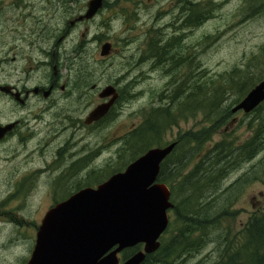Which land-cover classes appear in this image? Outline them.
<instances>
[{
	"label": "rangeland",
	"instance_id": "374dc122",
	"mask_svg": "<svg viewBox=\"0 0 264 264\" xmlns=\"http://www.w3.org/2000/svg\"><path fill=\"white\" fill-rule=\"evenodd\" d=\"M197 1L206 8L211 6L210 16L204 24L189 31L190 36L184 45L190 46V51L196 54L203 70L209 76L219 78L220 75L231 71L236 66L240 68L249 66L257 75V79H261L259 82L263 81L264 11L257 9L256 0ZM36 2L33 16L25 26L21 25L23 19L19 16L17 34L11 29L16 22L12 23V13L8 11L3 16L1 14L0 48L8 51L15 47L12 53H16V47L18 48L19 77L22 80L20 83L24 82L22 74L27 70L31 71L33 67L37 69V66L40 67V71L35 70L32 73L29 84H44L43 82L47 79L51 80L46 63L44 62L43 65L39 60L41 52L38 51L42 45L46 50L55 49L58 55L59 51L63 52L64 57L65 51L70 52L72 48L81 44L82 55L77 62L76 70L82 72L83 78H80L78 72H73L70 77L68 66L70 61L62 57L63 59L58 63L61 72L59 81L60 84L68 86L66 91L62 93L61 89H58L55 96L47 103L34 99L26 109L19 108L20 118L32 119V123L28 122L29 124L38 123V120H35L38 114H45L47 123H41L39 127L43 138L34 139L28 144L27 149L20 147L15 158L7 159L3 156L1 161L0 223L6 224L11 218L14 222L9 223L8 228L1 232L0 264H27L36 243L33 240L34 226L40 223L41 217L51 207L52 200L61 199L59 197H64L80 184L83 187L88 184L97 187L118 172L116 170H124L130 164L131 152L125 146L129 139L126 134L129 135L135 127L141 125L155 107L172 105L171 95L176 93L175 82L180 77L177 71L168 74L165 72V66H156L155 59L151 58L148 51L149 42L155 38L162 39L161 36L165 35L163 39L166 40L172 37L168 24L173 21L175 14L157 9L162 4L158 2L149 4L147 1L146 10L126 14L102 13L96 20L85 22L76 34L70 35L72 38L69 39V36L66 38L70 41L68 44L64 42L66 50L64 47L56 46L55 42L63 34V27L66 26L64 20L69 13L55 12L53 5H45L46 2L41 3L40 0ZM252 13L256 14L251 17ZM27 27H33L35 33L29 36L26 32V37L30 39L25 41L24 29ZM40 29H45L50 36L53 34L54 38L49 37L50 39L46 41L36 42L37 45L33 47L36 60L26 62L21 56V51L29 49L27 45L30 43L31 46L33 40H36L37 34L42 31ZM156 31H160L159 34L155 33ZM49 34L46 35L49 36ZM107 41L112 42L114 50L110 55L103 56L101 55L102 46ZM42 59H45V56ZM51 59L49 57V61ZM78 63L81 65L79 66ZM176 63V60L172 62L173 65ZM180 72L183 74L185 70L182 69ZM95 84L97 89L93 88ZM108 84L116 85L120 89L127 86L129 98L117 108L118 113H115L109 122L100 125L94 132L90 133L82 129L84 136L85 133L92 134L88 141L80 143L82 154L85 155L91 151L94 154L88 156L84 165H78L79 173H75L74 169H70L75 166H66L70 160L66 152L62 154V157L56 158L58 147L55 148L52 142L56 132L53 131V122L64 116H72L74 122H78L77 117L84 118L99 100L98 87L104 89ZM233 98L234 96L230 97L227 105ZM235 116L239 121L244 120V124L236 122V126H231L229 129H237L240 126L238 132L244 138L247 137L249 131L245 123L251 119V114L238 112ZM48 119L51 125L48 124ZM199 122L200 120L190 118L187 121H181L179 125L175 124L168 130L164 140L170 142L172 134L178 135L179 132L198 128ZM39 139H41L42 151L32 152L30 149L39 144ZM218 139L220 136L215 137V140ZM263 163L264 152L230 172L221 184V191H225L241 177L244 179L246 175L251 177L252 171L261 169ZM78 176L81 178V183L75 182ZM64 177L69 178L65 180ZM66 181L68 184L64 185ZM261 208H264V181L248 182L237 198L232 217L223 219V225L235 234L244 226L249 216ZM169 216L173 224H170L165 238H171L180 227V222L175 221L173 211L169 212ZM219 253L217 243L211 241L198 253L182 258V262L183 264H212L218 260Z\"/></svg>",
	"mask_w": 264,
	"mask_h": 264
},
{
	"label": "trees",
	"instance_id": "16d2710c",
	"mask_svg": "<svg viewBox=\"0 0 264 264\" xmlns=\"http://www.w3.org/2000/svg\"><path fill=\"white\" fill-rule=\"evenodd\" d=\"M255 5L264 11V0H256ZM210 8L196 2L186 23L194 28L201 26L209 18ZM158 43L159 40L150 43L151 54H157ZM177 62L180 77L175 82L176 93L171 95L172 105L155 107L130 132L125 145L133 161L151 147L168 145L170 142L164 138L175 124L190 118L200 120L198 128L178 133L174 140L177 144L162 163L159 175V181L171 189L174 203L171 211L180 227L171 238H165L169 225L161 237V246L143 264H183L182 258L198 253L211 241L217 243L220 251L218 260L212 264H264V208L251 214L235 234L223 225V219L232 217L246 183L264 181V163L260 164L261 169L252 171L251 177H241L221 191V184L230 172L264 152V102L248 113L251 119L245 123L247 137L238 132L240 126L229 129L236 122L244 124L233 108L261 79L249 66H236L214 78L203 70L196 54L193 61L178 58ZM231 96L234 98L227 105ZM217 136L220 139L215 140ZM120 170L123 169L116 171ZM138 249L140 246L126 249L122 255L128 258Z\"/></svg>",
	"mask_w": 264,
	"mask_h": 264
},
{
	"label": "water",
	"instance_id": "95a60500",
	"mask_svg": "<svg viewBox=\"0 0 264 264\" xmlns=\"http://www.w3.org/2000/svg\"><path fill=\"white\" fill-rule=\"evenodd\" d=\"M101 0H91L80 19L93 18ZM111 43L102 47L108 55ZM116 88L108 86L102 96L112 95L99 104L89 121L102 118L117 99ZM50 91L46 92V96ZM264 102V80L233 108V113L252 112ZM176 142L153 147L131 162L124 171L113 174L97 187H86L52 207L37 232L27 264H143L161 246L167 230L169 211L174 207L170 187L159 182L163 161ZM143 245L126 260L119 254Z\"/></svg>",
	"mask_w": 264,
	"mask_h": 264
},
{
	"label": "flooded vegetation",
	"instance_id": "af4514ba",
	"mask_svg": "<svg viewBox=\"0 0 264 264\" xmlns=\"http://www.w3.org/2000/svg\"><path fill=\"white\" fill-rule=\"evenodd\" d=\"M91 0H40L41 3H44L45 5H53V11H62L69 13V15H66V18L64 20V24L66 26L63 27V34L59 37V39H56V46L58 47H64L66 49V44L70 42L66 38L69 39L72 38V34H76V31L80 29V27L85 22H91L97 19L99 15L102 13H131V12H137L139 10H146L147 8V1L149 4H155L156 2L162 4V6L158 7L159 10H166L171 11L175 14L173 17V21L168 24L170 27V30L172 31V37L169 39L164 40L165 35L158 37L157 39L153 41L159 40V43L156 45V48L158 50L157 54H151L150 49V43L148 51L150 53L151 58L155 59V65L156 66H165V72L168 74H171V72H176L179 64L177 62L178 58H181L184 60L185 58L187 60L193 61L194 59V53L193 51H190V46L184 43L188 39L189 31H193L194 27L191 25H188L186 23V19L188 18V15L192 13L194 4L196 2H199L197 0H101L100 6L98 7L96 14L93 18H84L80 19L81 16L85 15L88 12L89 9V3ZM36 0H0V20L2 16L5 13L11 12V20L12 23L15 22V26L11 27L13 31L18 32V19L19 16L23 19L21 22V25H26L28 20L33 16V8L36 9ZM2 14V16H1ZM4 19V18H3ZM7 19V18H6ZM63 24V25H64ZM155 30H159L156 28H152ZM29 30V31H28ZM42 30V29H40ZM174 30V31H173ZM27 32V33H26ZM160 31H156L155 33L159 34ZM26 34H34V28L33 27H27L24 29V37H26ZM49 34L46 33L45 29L41 31V33L37 34L38 37H36V40H33V43L30 46V43L27 49H23L21 51V56L23 57V60L26 62L28 61H35L34 58V49L37 44L36 42L40 41H46L50 39L49 37L54 38V35L52 34L50 36H43V35ZM149 35V34H148ZM157 35V34H156ZM97 38V37H96ZM160 38V39H159ZM27 39H30L28 37L25 38V41ZM65 42V43H64ZM111 43V50L108 55L111 54V52L114 50V47L112 45V42L107 41L105 43ZM104 43V44H105ZM103 44V45H104ZM2 46V45H1ZM75 46V44L73 45ZM103 47V46H102ZM15 49V47L10 48L8 51H5L4 49L0 48V164L3 160V156L5 158H15L17 156V153L19 152V148L27 149L28 144L32 143L34 139H38V137H42L40 135V124L41 123H47V119L45 118V114L42 116L38 114V117L35 120H38V123L36 125H31L28 122L32 123V119H25L19 117V108L26 109L29 104L34 99H37L39 101L48 102L51 100L55 94L57 93L58 89H61L62 93L66 91L68 86L66 84H60V69L58 63L61 59L66 57V59H69V72L70 77L72 73L78 72V75L80 78H83L82 72L76 70V65L79 59L82 55V45L75 46L74 49L72 48L70 52L65 51L66 55L63 57V52L59 51V55L55 49L52 51L46 50L43 45L40 47L39 53V60L44 65V62L47 65V71L49 72V76L51 77V80L46 82H43L44 84H38V85H30L29 84V78L31 77L32 73L35 72V70H39V66H37V69L27 70L26 73H23L24 76V82L20 80L19 77V67H18V55L19 51L16 47L17 51L16 53H12V51ZM67 50V49H66ZM102 51V50H101ZM102 55V52H101ZM107 55V56H108ZM45 56V59H42ZM105 56V55H103ZM49 57H51V61H49ZM63 57V58H62ZM146 57V55H145ZM73 60V61H72ZM176 60V64L172 65V62ZM165 64V65H164ZM80 66L81 64L78 63ZM191 68V67H190ZM40 71V70H39ZM82 76V77H81ZM48 78V77H47ZM78 85V84H77ZM113 86L116 89L117 99L114 102V104L111 106L110 110L105 114L102 118L98 120L89 121L90 113L99 105L105 102H109L112 99V95L108 97L102 96L103 90L108 87ZM104 89L102 87H98V102L93 105L94 107L89 111L88 114L85 115L84 118H76V121L74 122V118L72 116L67 117H61L59 119H56L53 122V131L55 132L54 138L52 139V142H54L53 145H55L57 148L56 151V158L59 156L62 157V154L66 152V156L70 159L66 166H75L70 169H74L76 172L79 173L78 169L79 166H82L86 163V160L88 159L89 155L94 154L93 151L83 155L82 146L80 143H84L89 140L90 136L92 134L85 133L82 129H85L86 131L94 132L99 128L100 125L105 124L109 122V120L113 117L115 113H118L117 108L119 106H122L123 101L128 100L129 98V92L127 90V86L120 89V87H117L113 84H108ZM78 89V87H76ZM93 88L97 89V85H93ZM102 89V90H101ZM50 91V94L46 96V92ZM161 104V103H160ZM162 105V104H161ZM164 105V104H163ZM45 111V110H44ZM43 111V112H44ZM49 113V112H48ZM48 113H46L48 115ZM62 115L63 114H58ZM68 121V122H66ZM71 123V124H70ZM48 124L51 125L50 119H48ZM80 125V127H79ZM77 127H79L77 129ZM25 130V131H23ZM178 135L172 134V138L170 139V142H173ZM126 137L128 135L126 134ZM124 138V136H123ZM39 144L33 146L30 150L33 152L34 150H37V152H41L43 147L41 145V139L38 140ZM64 142V145H63ZM40 146V147H39ZM36 147H39L36 149ZM5 154V155H4ZM6 159V160H7ZM64 162V161H63ZM79 165V166H78ZM1 166V165H0ZM89 166V165H88ZM78 167V168H77ZM82 169V168H81ZM89 169V168H85ZM65 180H67L69 177H64ZM81 178L78 176V179L75 181L76 183H81ZM13 182L12 180L10 181ZM18 180L16 179V184ZM68 182L66 181L64 185H67ZM11 186V185H9ZM63 186V185H62ZM15 187V186H14ZM86 187H92L91 184H88L87 186L79 185L76 186L74 190L69 191L65 194L64 197H59L61 199L56 198L55 200H52L51 207L45 212V214L41 217L40 223L36 224L34 226L35 233L33 236V240L36 241V234L39 229V226L45 217L46 213L54 206H56L58 203L67 200L72 195H74L76 192L80 191L83 188ZM0 186V198L2 196ZM65 190V189H64ZM66 191V190H65ZM67 192V191H66ZM1 200V199H0ZM14 219L11 218L8 222L0 223V235H2V231L6 230L5 228H8L9 223H13ZM35 225V224H34ZM33 241V242H34Z\"/></svg>",
	"mask_w": 264,
	"mask_h": 264
}]
</instances>
